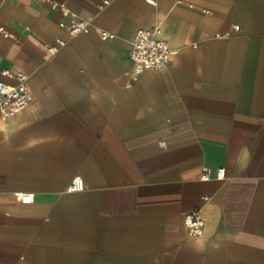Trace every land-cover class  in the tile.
Segmentation results:
<instances>
[{"label":"crops","instance_id":"crops-1","mask_svg":"<svg viewBox=\"0 0 264 264\" xmlns=\"http://www.w3.org/2000/svg\"><path fill=\"white\" fill-rule=\"evenodd\" d=\"M56 1L88 32L0 0V71L32 97L0 114V264H264V0ZM155 24L175 53L133 79L131 41Z\"/></svg>","mask_w":264,"mask_h":264},{"label":"built area","instance_id":"built-area-1","mask_svg":"<svg viewBox=\"0 0 264 264\" xmlns=\"http://www.w3.org/2000/svg\"><path fill=\"white\" fill-rule=\"evenodd\" d=\"M47 2L52 9H56L61 20L58 26L64 29L70 36H75L79 33H87L89 24L81 20L73 14L69 8L63 3L56 0H42ZM148 3H153V0H146ZM109 3V0H102L98 4V9L104 8ZM29 30L28 27L25 28ZM0 36L5 39L13 38V34L0 26ZM112 37L109 32L103 31L100 33V38L106 40ZM56 44L49 45L48 50L52 53L56 52L59 46L64 42L60 39L55 40ZM175 51L170 48L167 42L162 38V30L159 24L151 27L139 28L136 30L131 41L129 50V58L131 61L132 78H138L145 70L151 69L159 71L174 55ZM1 77L12 76L15 79L14 84L7 83L0 79V114L3 119L16 115L25 110L31 102V94L27 87V76L23 72L11 73L9 69L0 71ZM224 168H218L216 175L218 178L224 177ZM211 177L210 168H203L200 179L203 181L209 180ZM84 188L83 180L76 176L72 178L69 186L70 191H81ZM33 198V194H17L16 199L22 203H29ZM206 199V198H204ZM205 218L199 209H193L186 212L183 217L185 233L189 237L201 235L204 231Z\"/></svg>","mask_w":264,"mask_h":264}]
</instances>
